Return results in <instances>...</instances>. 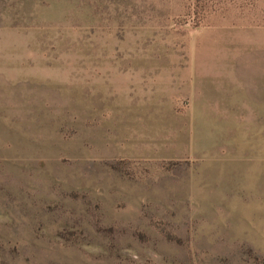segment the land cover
Listing matches in <instances>:
<instances>
[{
    "label": "rangeland",
    "instance_id": "1",
    "mask_svg": "<svg viewBox=\"0 0 264 264\" xmlns=\"http://www.w3.org/2000/svg\"><path fill=\"white\" fill-rule=\"evenodd\" d=\"M0 264H264V0H0Z\"/></svg>",
    "mask_w": 264,
    "mask_h": 264
}]
</instances>
